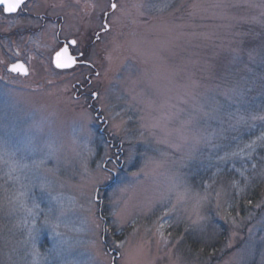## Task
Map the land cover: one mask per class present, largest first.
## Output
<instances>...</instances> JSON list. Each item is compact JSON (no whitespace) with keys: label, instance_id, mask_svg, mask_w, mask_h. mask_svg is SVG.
<instances>
[{"label":"rangeland","instance_id":"374dc122","mask_svg":"<svg viewBox=\"0 0 264 264\" xmlns=\"http://www.w3.org/2000/svg\"><path fill=\"white\" fill-rule=\"evenodd\" d=\"M23 8L0 10V264H264V199L239 207L264 176V0ZM64 45L94 70H56ZM215 223L214 261L167 232Z\"/></svg>","mask_w":264,"mask_h":264},{"label":"trees","instance_id":"16d2710c","mask_svg":"<svg viewBox=\"0 0 264 264\" xmlns=\"http://www.w3.org/2000/svg\"><path fill=\"white\" fill-rule=\"evenodd\" d=\"M261 75L264 76V72L260 71ZM238 198L235 197L234 192L231 194V198L229 199L228 206V214H232V211L235 210V203ZM264 199V176L255 178L249 185L246 191L239 198L240 204L239 207L243 209V207H249L250 204H254ZM234 208V209H233ZM215 227L217 228L219 234L215 236H209V240H203L195 233L192 229L187 228L184 225H172L169 226L167 232L174 235L175 238H179V244L182 247H186L190 252H194L201 256L200 258L207 257L214 261L215 256L220 253L223 245V241L221 239L224 238V231H226L225 227L221 224L215 223ZM221 230H220V229ZM207 236V237H208ZM216 252V253H215Z\"/></svg>","mask_w":264,"mask_h":264},{"label":"snow or ice","instance_id":"6c2138e0","mask_svg":"<svg viewBox=\"0 0 264 264\" xmlns=\"http://www.w3.org/2000/svg\"><path fill=\"white\" fill-rule=\"evenodd\" d=\"M24 3V0H0V4L5 6L6 12L12 13L17 11L18 8ZM113 8L116 5H112ZM75 43V41H73ZM74 62V58L69 54L68 49L64 48L61 52L57 53V66L58 67H70ZM22 66H13L12 71H19Z\"/></svg>","mask_w":264,"mask_h":264},{"label":"water","instance_id":"95a60500","mask_svg":"<svg viewBox=\"0 0 264 264\" xmlns=\"http://www.w3.org/2000/svg\"><path fill=\"white\" fill-rule=\"evenodd\" d=\"M24 2H25V0H24ZM0 7H2L3 9L5 8V6H4L3 4H0ZM17 10H18V9H17ZM4 12H5V14H14V13H16V11H15V12H12V13H9V12H6L5 10H4ZM69 44H70V45H73V41H69ZM64 48H67V49H68V46H67V45H64L61 49H59L57 52H55V53L53 54V56H52V65H53V67H54L56 70H67V69H70V68H72V67H74V66L76 65L75 58L72 56V57L74 58V62L71 64L70 67H58V66H57V53L61 52ZM68 52H69V49H68ZM69 54H70V52H69ZM70 55H71V54H70ZM13 66H22V69L19 70V71H12ZM9 71H10V72H13V73H19V74H21V75H23V76L27 75V68H26V66H25L23 63H21V62H17V63H15V64L11 65V66L9 67Z\"/></svg>","mask_w":264,"mask_h":264},{"label":"flooded vegetation","instance_id":"af4514ba","mask_svg":"<svg viewBox=\"0 0 264 264\" xmlns=\"http://www.w3.org/2000/svg\"><path fill=\"white\" fill-rule=\"evenodd\" d=\"M27 0H25V2H26ZM24 2V3H25ZM24 3L20 6V8H18V10L16 11V14H19V13H21L23 16H32L30 13H28V11L27 10H25V8H23V5H24ZM1 9V12L4 14V15H7V16H15L16 14L14 13V14H5V12H4V9L2 8V7H0ZM40 18V17H39ZM40 20L42 21L43 19H42V17L40 18ZM29 31V30H28ZM32 32H34L33 30H32ZM70 54H71V56H73L74 58H75V61H76V63H77V65H80V66H85V67H87V68H90V69H92V70H94V67H93V65L92 64H90V63H88V61L87 60H85L84 59V55H83V53L82 52H79V53H77V54H73V52L71 51V49H70ZM95 116H96V114H95Z\"/></svg>","mask_w":264,"mask_h":264}]
</instances>
